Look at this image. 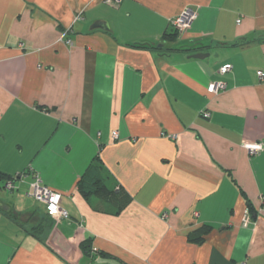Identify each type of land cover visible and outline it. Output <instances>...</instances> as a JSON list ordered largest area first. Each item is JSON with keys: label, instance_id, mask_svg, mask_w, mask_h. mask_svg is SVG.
<instances>
[{"label": "crops", "instance_id": "0c3cea01", "mask_svg": "<svg viewBox=\"0 0 264 264\" xmlns=\"http://www.w3.org/2000/svg\"><path fill=\"white\" fill-rule=\"evenodd\" d=\"M97 157L130 199L118 215L78 190ZM0 174L38 205L0 195L29 226L35 178L68 215L44 246L0 211V264H264V0H0Z\"/></svg>", "mask_w": 264, "mask_h": 264}, {"label": "trees", "instance_id": "16d2710c", "mask_svg": "<svg viewBox=\"0 0 264 264\" xmlns=\"http://www.w3.org/2000/svg\"><path fill=\"white\" fill-rule=\"evenodd\" d=\"M174 36H176V33L172 35H165V37L169 39L174 38ZM255 41L256 39L253 38H243L235 42L233 44V47H244L251 43H254ZM131 47L141 50H148L151 52L165 53L162 51V49L157 47L144 46V45H133ZM202 50L206 51L207 49H200L197 51H202ZM185 52L189 53L191 52V50ZM18 177L20 176H17L15 178H7L8 181L4 184V188L5 185L10 180H15ZM5 179L6 178L0 174V183L4 182ZM109 179L110 177L105 175V168L100 158L97 157L88 167L84 176L81 178L80 182L78 183V190L80 191V193L83 195L84 198L96 197L104 202H107L108 205L111 207L110 213H112L113 215H118L123 209L126 208V206L129 204L130 199L122 191H115V187H116L115 183H113L114 185L111 186L110 188L107 184V181H110ZM246 207L249 214L253 216L255 214V211L248 201L246 202ZM31 215L32 217H34L35 213H31ZM42 215L43 216L38 219L39 221L32 226H29L27 222H25V224L21 222L22 221L21 219L26 218V215L20 213L15 214L14 211H11V214L7 215V217L23 231H25L33 238H35L37 241H39L41 244L46 246V241H45L46 235L53 228L54 223L46 214H42ZM28 220L29 218L27 217L25 221ZM27 225L29 228L27 227ZM210 231H211L210 226L203 225L199 229H196L187 235V242L195 245H200L204 242L205 237L208 235ZM90 248H91V241L89 239L84 240L79 245V249L82 255L85 257L90 256Z\"/></svg>", "mask_w": 264, "mask_h": 264}, {"label": "built area", "instance_id": "2783aa9c", "mask_svg": "<svg viewBox=\"0 0 264 264\" xmlns=\"http://www.w3.org/2000/svg\"><path fill=\"white\" fill-rule=\"evenodd\" d=\"M121 0H103V3L109 6H117ZM196 15L190 9H185L181 14L172 22L173 27L177 31H182L186 29L189 24L195 19ZM80 20V16L77 15L74 18V21L77 22ZM239 23V21H237ZM67 45H71L70 40H65ZM231 71L230 65H223L219 67L218 73L220 75H225ZM262 73L258 74L259 79H262ZM226 89V85L223 82H212L207 86V93L210 95H218L220 92H223ZM203 118H209L208 113H203ZM112 138L116 140L118 134L116 132L112 133ZM250 153H255L257 149L251 147L249 149ZM6 190L14 191L16 186L13 181L8 182L5 185ZM27 196L33 199L36 203L40 204L44 208L45 214L55 223H59L61 220L68 219L66 211L61 208V194L57 191H54L47 186L41 184L38 178L33 179L28 184ZM264 205V200L262 201ZM250 214L245 210V220L246 223Z\"/></svg>", "mask_w": 264, "mask_h": 264}, {"label": "rangeland", "instance_id": "374dc122", "mask_svg": "<svg viewBox=\"0 0 264 264\" xmlns=\"http://www.w3.org/2000/svg\"><path fill=\"white\" fill-rule=\"evenodd\" d=\"M21 184L22 183H20V182L18 183L17 182V187L18 188H21L20 190L23 191V190H25V188L22 187ZM17 190L18 189L16 188L14 191H8V190H6L4 188V183L3 182L0 183V195H4L3 197H5V200L8 203H13L15 205V207H19V205H22V204L24 206L28 207V208H30V207H37L38 206L37 204L33 203L31 200L25 199L24 196H20V194H19L20 197L17 196L18 193H19ZM26 190H27V188H26ZM22 193H24V192H22ZM18 198L21 200V203H18V201H16V200H18ZM15 214H17V212H15ZM41 216H43V215L41 214ZM37 217H38V215L35 216V218H37ZM26 218H27V216H26ZM26 218L21 219L22 220L21 222L23 224H25ZM89 263H90V261H89ZM104 264H116V263H113V262H104Z\"/></svg>", "mask_w": 264, "mask_h": 264}, {"label": "water", "instance_id": "95a60500", "mask_svg": "<svg viewBox=\"0 0 264 264\" xmlns=\"http://www.w3.org/2000/svg\"><path fill=\"white\" fill-rule=\"evenodd\" d=\"M209 57V53L202 54V53H196L188 56L189 59H194V60H205ZM0 211L5 213V215H10L11 214V209L7 204H4L0 202Z\"/></svg>", "mask_w": 264, "mask_h": 264}]
</instances>
